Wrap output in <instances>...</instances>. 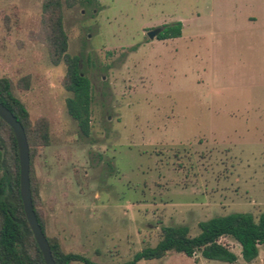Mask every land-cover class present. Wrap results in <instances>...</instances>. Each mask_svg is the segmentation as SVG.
<instances>
[{
    "label": "rangeland",
    "instance_id": "rangeland-1",
    "mask_svg": "<svg viewBox=\"0 0 264 264\" xmlns=\"http://www.w3.org/2000/svg\"><path fill=\"white\" fill-rule=\"evenodd\" d=\"M43 0H0V78L50 144L33 158L36 208L64 253L122 264L166 226L264 210V32L223 0H77L63 5L67 52L91 83L89 132L66 111ZM181 22V36L147 32ZM28 77L27 87L21 79ZM264 264V249L244 262ZM71 264H82L73 262ZM137 264H228L168 252Z\"/></svg>",
    "mask_w": 264,
    "mask_h": 264
},
{
    "label": "trees",
    "instance_id": "trees-1",
    "mask_svg": "<svg viewBox=\"0 0 264 264\" xmlns=\"http://www.w3.org/2000/svg\"><path fill=\"white\" fill-rule=\"evenodd\" d=\"M77 0H43L42 35L47 48L48 59L54 66L63 63L66 67L62 79L63 88L70 93L65 100L66 111L77 122L80 131L87 136L91 104V83L80 70L78 56L67 52L68 38L63 26V5L70 8ZM181 22L161 27L157 40L175 39L181 36ZM29 78L21 79L27 87ZM0 103L7 108L21 124L29 148V187L33 211L37 222L45 234L44 225L36 208L33 186V158L38 148L50 144L49 122L39 118L31 122L20 100L11 90V82L0 78ZM199 233L190 235L187 226H166L160 230L157 244L145 248L122 264H137L140 261L160 260L168 252H175L190 258L200 256L209 261L233 264L237 256L222 243L229 238L240 247L244 262H252L264 249V210L252 213H231L213 217L198 224ZM54 264H97L83 255L64 253L55 239L46 235ZM0 264H45L32 232L25 219L19 194V162L16 141L12 130L0 119Z\"/></svg>",
    "mask_w": 264,
    "mask_h": 264
},
{
    "label": "water",
    "instance_id": "water-1",
    "mask_svg": "<svg viewBox=\"0 0 264 264\" xmlns=\"http://www.w3.org/2000/svg\"><path fill=\"white\" fill-rule=\"evenodd\" d=\"M162 31L161 28H155L147 32L146 36L149 40H154L158 34ZM0 119L6 123L12 130L17 151L19 162V194L22 202V208L25 215V219L32 232L34 240L41 253L45 264H54L51 256L50 248L46 240L45 234L42 232L39 226L35 213L33 211L31 193L29 187V148L25 137L24 130L21 124L17 121L14 115L0 103Z\"/></svg>",
    "mask_w": 264,
    "mask_h": 264
},
{
    "label": "crops",
    "instance_id": "crops-1",
    "mask_svg": "<svg viewBox=\"0 0 264 264\" xmlns=\"http://www.w3.org/2000/svg\"><path fill=\"white\" fill-rule=\"evenodd\" d=\"M223 8L228 10L234 21L242 16L251 29H262L264 32V0H223Z\"/></svg>",
    "mask_w": 264,
    "mask_h": 264
}]
</instances>
